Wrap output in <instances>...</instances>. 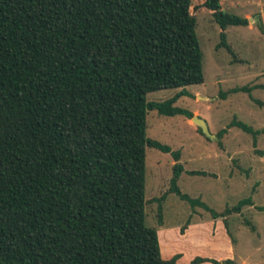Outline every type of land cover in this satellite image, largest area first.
<instances>
[{
	"label": "trees",
	"instance_id": "1",
	"mask_svg": "<svg viewBox=\"0 0 264 264\" xmlns=\"http://www.w3.org/2000/svg\"><path fill=\"white\" fill-rule=\"evenodd\" d=\"M203 7L231 53L224 31L248 20L219 0ZM190 8L191 0H0V264H176L180 255L165 259L145 224L146 148L174 159L169 193L212 219L252 205L218 213L183 194L179 153L146 135L149 111L193 117L175 106L204 80ZM165 89L181 90L147 101ZM231 127L264 133L232 120L216 136ZM203 262L235 264H190Z\"/></svg>",
	"mask_w": 264,
	"mask_h": 264
},
{
	"label": "rangeland",
	"instance_id": "2",
	"mask_svg": "<svg viewBox=\"0 0 264 264\" xmlns=\"http://www.w3.org/2000/svg\"><path fill=\"white\" fill-rule=\"evenodd\" d=\"M219 1L222 10L246 18L248 25L230 26L224 31L230 53L220 44L223 31L212 12L203 7L205 0H191L190 12L196 20L204 80L200 85L186 86V94L175 103L191 112L193 117L204 120L208 133L199 132L193 121L185 116L165 117L149 111L146 135L179 153L177 163L183 167L177 182L180 191L221 213L247 198L255 206L264 207V133L254 138L231 127L222 138L216 136L217 132L229 127L232 120L254 131L264 129V0ZM243 86L251 91L233 92L234 88ZM180 90L151 92L146 99L148 102L165 101ZM174 164L170 154L145 149V224L157 231L161 228L173 231L178 227L181 235L189 222H203L212 217L209 211L199 206L191 207L169 193ZM189 171L206 172V175H189ZM159 207L162 226L158 223ZM261 210L245 206L241 216L233 213L226 218L234 240L231 261L235 264L242 260L248 264H264V211ZM165 233L162 236L165 235L166 241L161 242L163 253L168 254L167 257L180 255L179 264H190L196 253V256L205 253L220 258L225 256L218 239L206 240V230L199 232L205 242L190 239L201 236L179 239L175 238L176 231Z\"/></svg>",
	"mask_w": 264,
	"mask_h": 264
},
{
	"label": "crops",
	"instance_id": "3",
	"mask_svg": "<svg viewBox=\"0 0 264 264\" xmlns=\"http://www.w3.org/2000/svg\"><path fill=\"white\" fill-rule=\"evenodd\" d=\"M248 206H249V208H254V209H258V210L260 208V209H262L261 211H264V209H263L264 207H257L253 203H252V205H248ZM248 206H246V207H248ZM229 208H231V207H229ZM243 208H245V206ZM243 208L241 209V211L239 213H235V214L237 216H241L242 212H243ZM226 218H227V216L225 218L210 219V220L203 221V222L191 221L183 228V232L182 233L180 232L181 235H179V231H180L179 228L175 227L173 230V231H176V233H177V236H175V238L188 239V237H190V236H201V235L203 236V234H199V232L206 230V233H207V235L205 236L206 240H210V241L214 242L216 239H218L219 241L217 240V242H220L222 244L221 251H223L222 253L225 254V256L223 258H220V257H215L213 254H208V253H205L202 256H196V254H197L196 253L194 258L195 257H201V258H207V259H215L217 261H221V260H225V259L231 260L232 259L231 245H232L234 240H233L232 232L229 231V228L228 227L226 228L224 223H223V221L226 220ZM162 225H163V222H162L161 226ZM159 228H161V227H159ZM159 228H158V230H159ZM197 229H201V230L197 231ZM173 231L164 230V228H161V230L157 231L160 246H161V242L165 238V235L163 238L162 234L165 232L172 234ZM253 231H255V230L253 229ZM202 236L198 237L197 239H194L192 237L190 239L193 241L204 240L202 238ZM164 241H166V240H164ZM204 242H205V240H204ZM161 251H162V254H164L163 253V246H161ZM175 252L179 253L177 251H175ZM167 255L168 254L165 255V259H169L171 256L170 255L167 257ZM176 264H179V262H176ZM200 264H211V263L203 262ZM239 264H248V263H246L245 260H242V261H240Z\"/></svg>",
	"mask_w": 264,
	"mask_h": 264
},
{
	"label": "water",
	"instance_id": "4",
	"mask_svg": "<svg viewBox=\"0 0 264 264\" xmlns=\"http://www.w3.org/2000/svg\"><path fill=\"white\" fill-rule=\"evenodd\" d=\"M191 120L196 127L200 128L203 131V133H208L207 124L204 120L200 119L199 117H192Z\"/></svg>",
	"mask_w": 264,
	"mask_h": 264
}]
</instances>
